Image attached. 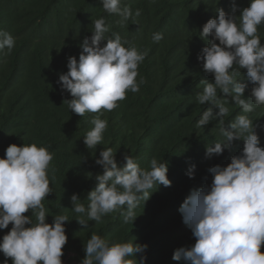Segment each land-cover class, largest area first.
<instances>
[{
	"label": "clouds",
	"instance_id": "1",
	"mask_svg": "<svg viewBox=\"0 0 264 264\" xmlns=\"http://www.w3.org/2000/svg\"><path fill=\"white\" fill-rule=\"evenodd\" d=\"M100 4L105 13L119 17L121 27L142 14L139 8L133 12L125 0H100ZM215 11L216 16L199 30L206 46L197 60L202 71L214 77V83L205 79L199 82L203 89L195 93V101L208 107L195 127L204 128L212 121L219 126L222 139L206 145L207 158L219 157L225 150L231 152L237 141H243V148L226 166L209 167L211 183L191 190L184 199L179 212L195 243L175 249L172 259L183 264H264V146L256 132L257 127L264 131V124H255L246 115L264 106V43L258 33L264 24V0H249L246 7L232 0L230 11L220 7ZM91 26V36L85 35L79 44L82 51L78 60L76 56L66 58L67 71L58 74L56 83L62 94H70L71 99L63 103L71 112L81 117L98 114L83 136L86 148L96 151L108 127V121L100 117L118 107V101L125 100L128 92L138 93L147 83L144 77H137L148 53L111 31L104 16L91 20ZM106 33L110 35L106 37ZM163 38V33L152 34L153 43ZM14 47V36L0 30V52L7 49L11 53ZM242 69L252 84L249 97H245L247 84L237 79ZM226 97H231V103ZM228 104L238 106L244 114L235 115L225 127ZM53 157L47 147L36 143L10 144L0 157V230L11 224L0 239L3 264H9V259L11 264H63L68 216L51 215L52 223H48L50 215L42 203L53 193L49 176ZM123 159V166H118L112 148L101 149L94 162L102 172L95 175L96 186L86 196L87 205L79 194L71 195V210L84 229L90 221L101 223L113 212L122 216L123 223L133 224L135 209L141 200L145 204L150 198L149 190L171 186L164 159H151L147 168H141L132 155L125 154ZM195 171L192 164L186 175L194 178ZM135 239L109 242L93 233L83 242L85 257L80 264H145L148 245Z\"/></svg>",
	"mask_w": 264,
	"mask_h": 264
},
{
	"label": "trees",
	"instance_id": "2",
	"mask_svg": "<svg viewBox=\"0 0 264 264\" xmlns=\"http://www.w3.org/2000/svg\"><path fill=\"white\" fill-rule=\"evenodd\" d=\"M125 3L133 12L141 9L142 14L121 27L117 23L119 17L105 13L100 0H0V30L15 38L11 53L7 49L0 52V157H4L10 144L23 143H36L54 154L49 173L53 193L42 203L50 215L48 223H52L51 215L68 216L63 264H80L85 257L83 242L93 233L109 242H127L135 237L136 243L147 244L145 264H183L172 259L173 252L192 246L195 238L182 221L181 204L191 190L211 183L209 167L226 166L231 156L243 148V141H237L231 152L225 150L219 157L207 158L206 145L222 139L219 126L212 121L204 128L195 127L208 107L195 101V93L203 89L199 82L205 79L214 83V77L205 74L197 60L206 46L199 30L216 16L217 7L230 11L232 0H125ZM235 3L246 7L249 0ZM101 16L122 40L132 41L140 51H147L137 77V80L144 77L147 83L141 85L138 93L128 92L114 110L103 113L100 118L108 121V127L95 151L86 148L83 136L92 127L91 119L98 114L86 113L81 117L71 112L67 103H63L71 96L67 92L62 94L56 81L59 73L67 71L68 56H76L78 60L81 40L85 35L91 36V20ZM156 32L164 37L158 44L152 42V34ZM258 33L264 43V24L259 26ZM237 79L247 84L245 97H249L252 84L247 80L246 70L242 69ZM226 98L231 103V97ZM227 106L225 127L235 115L244 114L234 104ZM246 115L255 124H264V106ZM256 132L264 146V131L257 127ZM104 147H111L116 153L118 166H123L125 154L132 155L141 168H147L153 158L164 159L172 183L170 187L159 185L149 190L150 198L145 204L141 200L135 209L137 218L133 224L123 223L122 216L113 212L104 216L101 223L90 221L84 229L75 220L77 214L71 210L70 197L79 194L87 205L86 196L96 186L95 175L102 172L94 161ZM192 164L196 166L195 176L189 178L186 172ZM10 228L11 224L0 230V239ZM140 255L137 254L138 260ZM4 259L0 253V264Z\"/></svg>",
	"mask_w": 264,
	"mask_h": 264
}]
</instances>
